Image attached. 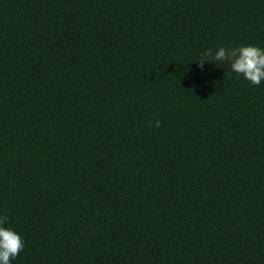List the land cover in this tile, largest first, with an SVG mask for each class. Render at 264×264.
I'll list each match as a JSON object with an SVG mask.
<instances>
[{
    "label": "trees",
    "instance_id": "16d2710c",
    "mask_svg": "<svg viewBox=\"0 0 264 264\" xmlns=\"http://www.w3.org/2000/svg\"><path fill=\"white\" fill-rule=\"evenodd\" d=\"M247 45L264 0H0L11 264H264V81L197 66Z\"/></svg>",
    "mask_w": 264,
    "mask_h": 264
},
{
    "label": "clouds",
    "instance_id": "9594fccd",
    "mask_svg": "<svg viewBox=\"0 0 264 264\" xmlns=\"http://www.w3.org/2000/svg\"><path fill=\"white\" fill-rule=\"evenodd\" d=\"M197 66L203 70L204 62L212 58L216 61H228L231 69L237 75H242L252 85L259 86L264 81V49L247 45L238 48L219 47L216 50L207 49L201 53ZM150 128H159L161 122L157 119ZM9 221L7 215L0 216V264H11L25 247L22 237L12 228L5 226Z\"/></svg>",
    "mask_w": 264,
    "mask_h": 264
}]
</instances>
